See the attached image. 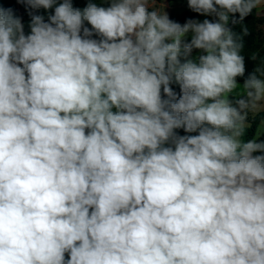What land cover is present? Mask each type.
I'll return each instance as SVG.
<instances>
[{
	"label": "clouds",
	"instance_id": "clouds-1",
	"mask_svg": "<svg viewBox=\"0 0 264 264\" xmlns=\"http://www.w3.org/2000/svg\"><path fill=\"white\" fill-rule=\"evenodd\" d=\"M188 6L218 19L63 0L48 23L29 11L25 35L0 8V264H264V141L240 139L264 112V60L241 87L227 26L264 0ZM189 32L199 63L179 59Z\"/></svg>",
	"mask_w": 264,
	"mask_h": 264
},
{
	"label": "trees",
	"instance_id": "trees-1",
	"mask_svg": "<svg viewBox=\"0 0 264 264\" xmlns=\"http://www.w3.org/2000/svg\"><path fill=\"white\" fill-rule=\"evenodd\" d=\"M162 0H155V2H161ZM63 0H56V3L53 5L52 8L44 9H30L27 7L26 4L19 2V0H0V8L8 10L10 9L12 14L15 17L21 19L23 24V29L25 35L30 34V23L31 17L29 15V11H31L34 15H41L44 18V22H50L49 17L54 14L55 7L62 3ZM89 2L96 3L98 6L101 7H109L111 5L109 0H72V4L74 8H80L81 10L87 6ZM169 4H173L175 0H167ZM235 18L239 19V13L234 14ZM200 14L192 11L191 9L185 10L183 12L177 13L173 12L171 14L170 20L177 22L181 25L186 23L189 19H196L199 17ZM233 14H230V19L228 23V27L232 29V31L241 38V42L243 43V48L241 50V54L244 56V63H245V74L242 77H237L236 80L239 83H244V81L252 74L257 66L260 65L261 61L264 60V16H259L257 13V9H253V11L244 18L241 23H232ZM85 27L91 29V25L85 22ZM247 28V35H244L243 29ZM82 35V32H81ZM92 39H101L97 34H93L91 37ZM187 41H191V36L187 37ZM169 42V41H168ZM253 54L256 55V59H252ZM188 56L185 57L184 55L179 56L181 63H184L187 60ZM172 90L176 93L177 99L182 95L180 85L175 82L170 84ZM162 97H163V90L161 89ZM167 98V97H163ZM233 106H236L233 104ZM264 117V113H259L257 115L252 116L248 112V116L246 122H249L250 127L245 129L243 136L240 138L243 142H248L254 139L258 124L261 121V118ZM88 130H86L87 133ZM174 132L179 136L184 135H198L199 130L192 133H187L184 131L183 128L175 129ZM264 141V135L257 139V142ZM165 146H171L170 144H166ZM260 153H254L257 155ZM65 259H68V253H65Z\"/></svg>",
	"mask_w": 264,
	"mask_h": 264
},
{
	"label": "rangeland",
	"instance_id": "rangeland-1",
	"mask_svg": "<svg viewBox=\"0 0 264 264\" xmlns=\"http://www.w3.org/2000/svg\"><path fill=\"white\" fill-rule=\"evenodd\" d=\"M110 1V3H112V0H109ZM155 4H156V7L157 8H160L164 13H166L167 15H168V17H169V19L171 18V14L173 13V12H177V13H180V12H183V11H185V10H188V9H190L189 8V6H188V0H175V2L171 5V4H169L168 2H167V0H162L161 2H155ZM204 18H205V16H204ZM204 18H202V19H204ZM192 37V33L191 32H189L188 34H186L183 38H182V41H181V53H182V55H183V44H185V43H190V42H188L187 41V37ZM201 51V52H200ZM196 53V55L197 56H195V58H190L191 60H193V62H196V63H199V57L201 56V55H206L205 54V52L203 51V50H201V49H193L192 50V52L191 53ZM190 53V54H191ZM186 61V60H185ZM184 61V62H185ZM241 87H242V85H243V83H239V82H237ZM237 98H241V97H237L236 95H235V93H233V94H231L230 95V97H229V99L230 100H233V102L235 101V99H237ZM209 102H211V101H209ZM234 104V103H233ZM113 111H115V109H113ZM249 113L252 115V116H254L253 114H252V112H250L249 111ZM261 113H264V112H261ZM259 114V113H258ZM257 115V114H256ZM246 124H248L249 125V127H250V124H249V122H246ZM259 125H260V123L258 124V127H257V130H258V128H259ZM249 127H246L245 129H247V128H249ZM256 133H257V131H256ZM262 136V135H261ZM260 136V137H261ZM259 137V138H260ZM254 139H258L257 137H256V134H255V137H254Z\"/></svg>",
	"mask_w": 264,
	"mask_h": 264
},
{
	"label": "crops",
	"instance_id": "crops-1",
	"mask_svg": "<svg viewBox=\"0 0 264 264\" xmlns=\"http://www.w3.org/2000/svg\"><path fill=\"white\" fill-rule=\"evenodd\" d=\"M257 13H258V11H257ZM259 16H264V13H260V14H258ZM204 16H205V18H204ZM202 18H204V19H208V20H210V21H213V22H215L218 18L213 14V15H201L200 14V16L199 17H197L196 19H194V20H197V21H199V22H202L204 19H202ZM229 19H230V14H229ZM228 26V25H227ZM170 42V41H169ZM201 52V51H200ZM205 54H207L206 52H205ZM181 55H182V53H181ZM180 55V56H181ZM195 56H197L196 55V53L194 52V53H191V54H189L188 55V58L187 59H190V58H195Z\"/></svg>",
	"mask_w": 264,
	"mask_h": 264
}]
</instances>
